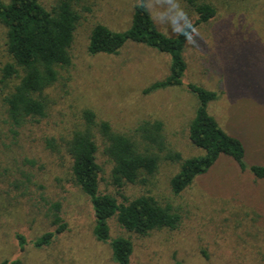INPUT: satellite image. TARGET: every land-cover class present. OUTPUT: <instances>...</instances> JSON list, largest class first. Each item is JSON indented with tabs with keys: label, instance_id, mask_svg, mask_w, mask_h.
Returning <instances> with one entry per match:
<instances>
[{
	"label": "rangeland",
	"instance_id": "obj_1",
	"mask_svg": "<svg viewBox=\"0 0 264 264\" xmlns=\"http://www.w3.org/2000/svg\"><path fill=\"white\" fill-rule=\"evenodd\" d=\"M58 1L41 3L49 8ZM84 1L79 10L89 7L90 11L83 13L75 32L71 67L63 81L47 92L46 118L13 129L2 97L17 80L6 88L0 84V263L116 264L109 246L93 236L89 200L68 182V157L62 149L55 153L46 146L47 139L60 144L81 126L83 107L94 110L116 132L127 134L140 121L159 119L167 141L183 158L202 156L203 150L193 148L186 137V126L197 108L196 98L187 90L193 84L217 94L208 104V114L241 142L244 164L264 165V0H210L216 17L196 26L186 44L182 87L150 95L143 90L167 76V56L131 42L118 56H90L86 51L93 24L115 32L128 29L136 0ZM185 10L193 23L196 17ZM154 24L164 35L175 36ZM5 31L0 25V70L8 60ZM221 159L213 173L197 179L179 197L171 194L168 184L178 165L168 162L161 163L152 178L146 177L145 185L117 191L109 179L112 164L98 146L102 192H118L129 199L147 194L172 207L181 219L177 230L155 231L146 237L127 233L110 220V237H125L133 244L130 264H264V184L253 185L251 194L240 192V184L249 183L252 176L248 172L249 176H242L235 163ZM54 203L60 204L66 231L55 235L48 246L36 247L41 235L54 231Z\"/></svg>",
	"mask_w": 264,
	"mask_h": 264
},
{
	"label": "trees",
	"instance_id": "obj_2",
	"mask_svg": "<svg viewBox=\"0 0 264 264\" xmlns=\"http://www.w3.org/2000/svg\"><path fill=\"white\" fill-rule=\"evenodd\" d=\"M181 2L196 17L186 37L161 33L150 16L135 7V3L126 31L115 32L101 23L93 24L87 37V54L118 56L127 42L141 45L167 56L169 61L167 76L149 85L143 94L182 87L187 69L183 57L186 44L196 26L215 19L216 9L210 0ZM80 3L81 0H59L48 8L41 0H0V25L6 30L4 52L8 59L0 70V84L6 88L17 80L2 97L5 115L13 129H20L27 121L47 117L50 107L47 92L63 81L71 67L75 32L83 13L90 11L89 7L79 10ZM187 90L196 98L197 108L186 126V137L193 148L203 150L202 156L183 158L167 141L165 126L159 119L140 121L130 134L121 133L113 130L109 122L98 119L95 111L88 107L81 108V126L62 138L60 144L54 138L46 140L48 149L55 153H61L62 149L68 157V182L89 200L93 236L109 246L116 264H130L133 244L125 237H110V220H115L127 233L146 237L155 231L177 230L181 219L172 207L159 204L147 194L129 199L118 192L117 195L102 192L99 187L102 167L97 163L99 145L112 164L109 179L117 191L124 186L145 185L146 177L152 178L160 164L168 162L178 165V171L168 184L171 194L179 197L200 178L213 173L222 157L235 163L242 176H249L248 173L252 176L249 183L240 184V192L250 193L253 185L264 184V165L247 167L241 142L226 134L208 114V104L216 100L217 94L193 84H189ZM51 210L54 231L41 235L36 247L48 246L55 235L66 231V223L59 213L60 204H52ZM17 238L23 247L22 237ZM0 264L22 263L4 260ZM173 264L183 263L174 261Z\"/></svg>",
	"mask_w": 264,
	"mask_h": 264
},
{
	"label": "clouds",
	"instance_id": "obj_3",
	"mask_svg": "<svg viewBox=\"0 0 264 264\" xmlns=\"http://www.w3.org/2000/svg\"><path fill=\"white\" fill-rule=\"evenodd\" d=\"M135 7L146 12L154 23L177 36L186 37L193 27L181 0H136Z\"/></svg>",
	"mask_w": 264,
	"mask_h": 264
}]
</instances>
